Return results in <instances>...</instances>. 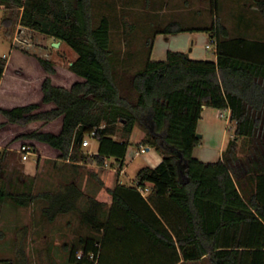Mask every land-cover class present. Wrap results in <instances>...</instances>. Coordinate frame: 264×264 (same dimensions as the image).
Here are the masks:
<instances>
[{"label": "trees", "instance_id": "obj_1", "mask_svg": "<svg viewBox=\"0 0 264 264\" xmlns=\"http://www.w3.org/2000/svg\"><path fill=\"white\" fill-rule=\"evenodd\" d=\"M254 4L264 19V0ZM0 8L7 12V36L22 25L66 43L78 54L71 70L84 78L68 88L47 76L43 101L55 106H0L7 122L26 125L63 116L59 133L35 129L23 136L48 143L63 159L105 166L114 158L120 168L126 165L138 124L144 131L140 142L163 157L155 167L140 168L135 184L109 188V205L89 197L90 207L81 209L85 192L75 180L57 191H6L0 186V203L10 198L28 206L44 200L43 213L51 221L59 214L79 213L81 222L98 235L82 236L81 248L70 249L68 264H182L199 259L264 264V38L259 23L242 16L234 25L238 33L232 35L218 15L210 26L186 27L172 20L148 38L141 67L125 74L128 66L120 71L118 65L126 64L129 54L119 61L111 17L98 20L94 0H0ZM186 30L209 32L217 58L196 59L170 50L165 59H152L158 33ZM37 57L48 73H55L49 58ZM6 63L7 57L0 56V78ZM204 106L230 110L235 122L234 137L216 161L193 154L201 142L197 133ZM118 129L121 140L115 138ZM93 131L98 150L84 153L83 141ZM241 138L250 148L244 156ZM7 157V151L0 155V173ZM145 188L147 196L141 191Z\"/></svg>", "mask_w": 264, "mask_h": 264}, {"label": "rangeland", "instance_id": "obj_2", "mask_svg": "<svg viewBox=\"0 0 264 264\" xmlns=\"http://www.w3.org/2000/svg\"><path fill=\"white\" fill-rule=\"evenodd\" d=\"M218 2L219 6L223 2L224 8L218 10L216 0H94V9L98 20L103 15L111 17L113 47L118 53L119 61L123 60L126 52L129 54L126 58L127 63L119 64L118 68L124 71L127 65L128 71L125 74H131L142 65V54L148 48V38L156 29L163 28L171 20H180L186 27L210 26L215 21V16L218 15L226 22L234 35L238 33L234 25L241 20V17L237 18L238 14L243 15L250 12L255 24L259 23L260 30H263L264 19L258 15L255 4L253 9L247 10L245 6H240L239 0H218ZM6 14V10L0 8V56L7 57L11 51L17 50L37 57L35 51L39 50L37 52L39 55L53 62L55 73L46 71V75H43L37 84L38 88L32 90L35 98L40 100L39 110L50 109L52 104H46L41 100L44 79L50 76L54 84L68 88L77 81H83L84 78L78 76L70 68L78 54L64 42L58 47L53 46L51 37L31 29L25 32V37L31 40L32 46L14 47L13 38L17 30L23 26L16 25L11 36H7L3 23ZM247 32L250 33V31ZM205 38L204 34L200 35L176 49L192 53V56L199 55L196 57H214V43L211 39L207 41ZM208 43L212 47L207 50ZM193 47L198 51L192 52ZM161 55L156 53L157 58H161ZM207 110L212 114L213 123L218 126V130L206 132L203 137H200L201 142L195 147L193 154L199 159L216 161L221 156L220 142L226 118L220 116L222 109L216 110L209 106ZM229 122L226 126V144L235 133V122L231 120ZM60 124L61 120L57 118L47 122L32 121L26 125L5 122L0 127V155L8 152L7 163L0 173L1 187L6 191H57L64 183L75 180L85 192L79 200L80 208L88 209L90 207L89 197L104 201L103 198L108 197V188L105 185L107 182L114 186L119 178L125 182L135 179L138 170L148 164L151 153L155 151L151 148L147 153L130 161L126 172L120 176L122 172L112 169L115 165L113 161L109 160L105 166H101L93 161L63 159L60 157V151H54L51 147H45L33 138L23 136L35 129L58 130ZM118 127L120 128L121 124H118ZM117 131L119 136V129ZM143 135V129L137 124L131 135V147H135ZM89 140L91 145L83 146V152L93 154L91 151L96 150L98 142L95 138ZM239 142L240 156L247 155L250 149L248 144H244L242 138ZM28 147L33 153L27 160H24L23 153ZM45 204L44 200H38L28 206H21L15 204L10 198L0 203V230L2 231L0 260L8 259L14 264H68L70 249L72 247L81 248L80 238L82 236L98 235V232L94 231L89 224L81 222L79 213L76 212L59 214L54 220H49L43 213ZM107 204L110 203L107 202ZM0 264L10 263L1 261ZM184 264H210V262L199 259L190 260Z\"/></svg>", "mask_w": 264, "mask_h": 264}, {"label": "crops", "instance_id": "obj_3", "mask_svg": "<svg viewBox=\"0 0 264 264\" xmlns=\"http://www.w3.org/2000/svg\"><path fill=\"white\" fill-rule=\"evenodd\" d=\"M239 1L241 3L240 6H242V7L245 6V9H247V10H250L251 8L253 9V7H254V0H239ZM223 5H224V3L222 2V4H220V6H219V9L224 8ZM246 13H248V14H246ZM246 13H244L243 15L238 14L237 18H240L242 16L252 18V15L250 14V12H246ZM219 18L222 20L221 17H219ZM222 22L226 25V22L224 20H222ZM260 29H259V31H260L261 35H263V38H264V28H263V30H260ZM203 34L205 35V37H206L205 39L207 41L209 39H211V41H212V37L210 36V33L207 31H204V30H186V31H182L179 33H163V32L158 33L156 35V38H155L154 47L152 49L151 57H152V59H155V60H159L161 58L165 59L168 51H170V50L182 51V50H178L176 48H178V46H181L183 44H187L192 39L198 38V37H200V35H203ZM51 38H52L51 43H54L56 40L53 37H51ZM61 44H62V42L60 43V45ZM211 47H207V45H206L207 50ZM38 51L39 50L35 51L36 54H38L37 53ZM191 51L197 52L198 50H195V47H193L191 49ZM14 52L11 51L10 54L7 55L8 58H7L6 67L4 69L2 77L0 78V106L10 108V107H14L17 105H23V104H28V103H32V102L39 103L40 100L35 98L36 96L32 92V90L38 88L37 84H38L39 80L42 78L43 75H46L47 72L44 69V67L42 66L39 59L36 57V55L26 54V53H23V52H20L17 50H15ZM156 53H160V55L162 54L161 55L162 57L157 58ZM189 55L192 58H196V59H216L217 58L216 45L214 44V57H207V56L196 57L199 55L192 56V53H189ZM78 76H80V75H78ZM80 77H82V76H80ZM36 80H38V81L36 82ZM31 97H33V98H31ZM41 100H43V98ZM46 104H52L51 108H53L55 106L54 102H49ZM208 107L209 106H204V109L202 112V118L200 119V121L198 123V132L202 133V137L205 135L206 132L218 130V126L215 123H213L212 114L209 112V110H207ZM214 109L217 110L218 108H214ZM59 118L61 120V124H60L59 129L58 130H48V131H52L55 133H59L61 131L64 117L60 116ZM0 122H7V118L2 113H1V117H0ZM224 126H225V129L222 132V137H221V142H220V152H221L220 158L222 157V153L226 147V126H228L227 119H226ZM115 138L121 140L122 139L121 133L119 136L115 135ZM39 142H41V141H39ZM41 143L43 145H45V147L46 146L51 147L54 151H60V150L52 147L51 145H49L46 142H41ZM141 144L142 143L139 142L135 147H131V145L129 146L128 151H127V155H126V165L123 168H120L118 166V164L114 162V158H111L110 161H113L115 163V165H113L112 169L113 170L117 169L116 171H120V173L122 172L120 174V176H121L123 173L126 172L127 165L129 164L130 161L134 160L135 158H137L138 156H140L144 153H147V151H149L151 148H153L155 151L153 153H151V155L148 159L147 165L152 166V167L157 166L163 159L162 155L154 147L149 146V145H145L146 148L149 147V149H146V151L143 152L141 150V146H140ZM89 145H91V141L89 142L88 145H84V146H89ZM98 147H99V142L97 144L96 150H93L91 152L97 151ZM194 151H195V149H194ZM201 160H204V159H201ZM204 161H207V160H204ZM116 164H117V166H116ZM147 165H145V166H147ZM117 183L135 184V180L131 179L130 181L128 180L127 182H125L121 178H119V180L117 182H115L114 186H111V184H109V182H107L105 185L109 190V188L115 187V185ZM141 191L144 194V196H147L149 194V188L142 189ZM107 196H108L107 198H103L104 201L111 203L110 194L108 193ZM105 199H107V200H105ZM201 260H205V259H201ZM182 264H184V263H182Z\"/></svg>", "mask_w": 264, "mask_h": 264}, {"label": "built area", "instance_id": "obj_4", "mask_svg": "<svg viewBox=\"0 0 264 264\" xmlns=\"http://www.w3.org/2000/svg\"><path fill=\"white\" fill-rule=\"evenodd\" d=\"M28 31V28L27 27H20L18 30H17V33L15 34L14 38H13V46L14 47H30L32 46V43H31V40L27 37H25V32ZM54 46V45H53ZM207 47H211V45L208 43L207 44ZM223 111L220 113V116L221 117H225L228 121V125H229V120H230V110H226V109H222ZM95 135V131L91 132L89 135H87L83 141V144L84 145H88L89 142H90V138H93V136ZM141 150L143 152L146 151V146L144 144H141ZM33 152L31 151L30 147H28L25 152L23 153V159L24 160H27L29 158V156L32 154ZM91 153H94V152H91ZM142 190V189H141ZM83 256V252L80 251L78 253V257L81 258ZM90 257L92 258L93 257V254L90 255Z\"/></svg>", "mask_w": 264, "mask_h": 264}, {"label": "water", "instance_id": "obj_5", "mask_svg": "<svg viewBox=\"0 0 264 264\" xmlns=\"http://www.w3.org/2000/svg\"><path fill=\"white\" fill-rule=\"evenodd\" d=\"M60 43H61V41H55V42L53 43V45L56 46V47H58V46H60ZM197 136H198V137H202V134L197 133ZM147 149H149V147H147Z\"/></svg>", "mask_w": 264, "mask_h": 264}]
</instances>
